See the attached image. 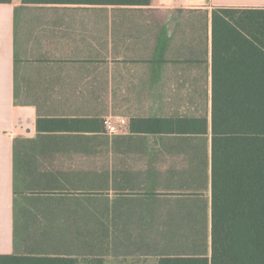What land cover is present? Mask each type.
<instances>
[{
    "label": "crops",
    "instance_id": "1",
    "mask_svg": "<svg viewBox=\"0 0 264 264\" xmlns=\"http://www.w3.org/2000/svg\"><path fill=\"white\" fill-rule=\"evenodd\" d=\"M44 7L0 3V255L210 256L213 11L264 0H152L100 21L90 5L38 21ZM125 109L128 120L206 118L208 131H116ZM96 117L106 132L86 128ZM59 119L81 123L46 128Z\"/></svg>",
    "mask_w": 264,
    "mask_h": 264
},
{
    "label": "trees",
    "instance_id": "2",
    "mask_svg": "<svg viewBox=\"0 0 264 264\" xmlns=\"http://www.w3.org/2000/svg\"><path fill=\"white\" fill-rule=\"evenodd\" d=\"M12 0H0V3ZM57 10L90 5L94 11L145 6L152 0H23ZM96 6H102L97 8ZM124 9V8H123ZM132 11L131 8H125ZM211 255L165 256L158 264H264V9L213 11ZM56 121V122H54ZM50 121L74 129L81 121ZM83 122V121H82ZM107 131V119L86 120ZM123 129L136 133L207 132L206 118L132 117ZM68 124V125H67ZM38 127L42 128L41 121ZM0 264H75L56 256L0 255Z\"/></svg>",
    "mask_w": 264,
    "mask_h": 264
},
{
    "label": "rangeland",
    "instance_id": "3",
    "mask_svg": "<svg viewBox=\"0 0 264 264\" xmlns=\"http://www.w3.org/2000/svg\"><path fill=\"white\" fill-rule=\"evenodd\" d=\"M42 13H43L42 15H40V16L38 15V18H37L38 21L43 19L45 22H49V21L54 20V18L55 19L60 18V20H65V19H68L70 14H71L70 11H68V10H57V12H56V11H54L52 9H49V8H47L44 11H42ZM113 14L115 15L114 19H116V20L117 19H123V20L124 19H128V20L132 19V16H131L132 12L123 13V11H119L116 14H115V12ZM29 16H30V19L36 18V15H35V17L32 14L29 15ZM75 16H77V20L84 19V12L81 11V12H78V13H73L74 20H75ZM87 16L89 17V14ZM105 18H106V13L105 12L94 11L92 13V20H94V21L95 20H97V21L105 20ZM37 19H36V21H37ZM131 111L132 110H128V109H125V110H114V114L113 115L122 114L123 117L126 118L129 115L128 113H131ZM133 112H134V110H133ZM107 115H110V114H107ZM113 126H114V129H117V128L118 129H120V128L123 129L124 128L123 124H120L117 120L115 122V125H113Z\"/></svg>",
    "mask_w": 264,
    "mask_h": 264
},
{
    "label": "built area",
    "instance_id": "4",
    "mask_svg": "<svg viewBox=\"0 0 264 264\" xmlns=\"http://www.w3.org/2000/svg\"><path fill=\"white\" fill-rule=\"evenodd\" d=\"M121 123H125V118L124 119H120ZM118 129V128H117ZM117 129H115L116 131H118Z\"/></svg>",
    "mask_w": 264,
    "mask_h": 264
}]
</instances>
